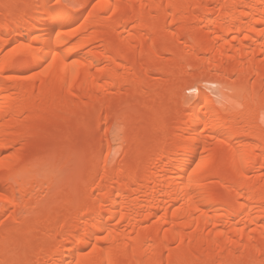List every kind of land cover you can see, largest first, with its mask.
Returning <instances> with one entry per match:
<instances>
[{"label":"bare ground","instance_id":"6f19581e","mask_svg":"<svg viewBox=\"0 0 264 264\" xmlns=\"http://www.w3.org/2000/svg\"><path fill=\"white\" fill-rule=\"evenodd\" d=\"M73 1L0 0V264H264V0ZM195 52L221 99L160 92Z\"/></svg>","mask_w":264,"mask_h":264},{"label":"rangeland","instance_id":"374dc122","mask_svg":"<svg viewBox=\"0 0 264 264\" xmlns=\"http://www.w3.org/2000/svg\"><path fill=\"white\" fill-rule=\"evenodd\" d=\"M63 3L65 4V5H67L69 8H71L74 12H82L83 10H84V6L83 5H81V4H79V3H76V2H74L73 0H63ZM214 3V2H213ZM216 14V13H215ZM82 22V19H79V20H77L76 22H73L72 24H71V26L72 27H76L77 25H80V23ZM97 44H99V43H97ZM196 53L197 52H195L194 54H193V59H191V65L189 64V65H186V66H184V67H180V69H179V71H178V74L179 75H176V76H171V77H169L168 79H165V80H159V81H157L160 77H161V72L160 71H157V72H152L151 74H150V76H151V81H157L158 83H161V86H162V88L160 89V92H162L163 94H165L166 92H165V89L166 90H172L175 86H177L179 83H181V79L183 78V77H185V78H187V83L184 85V87L183 88H180L179 90H177L176 91V95L179 97H181V98H183V97H186L185 98V100L187 101L186 103H188V102H192V101H194L196 98H195V96H196V87H198L199 89L200 88H202V89H204V90H206V92L207 91H209L210 93L209 94H211V97L212 98H214V99H216L217 98V100H218V97H219V95H218V92H216V88H217V86L216 85H210V82H209V78L211 79L212 78V76L211 75H209V73L208 72H206V66H205V60L204 59H201V58H203V56H198V57H200V59L199 58H197V55H196ZM167 55H169V53H167ZM197 59H199V60H197ZM197 60V61H196ZM202 60H203V63H202ZM195 63H196V65H195ZM198 63V64H197ZM132 65V67H137V64H131ZM197 65H198V67H197ZM200 66V67H199ZM195 67H197V68H195ZM202 68V69H201ZM204 68H205V70H204ZM198 69V70H197ZM205 72H206V74H205ZM9 73V72H8ZM12 73V70H10V73L9 74H11ZM202 73V74H201ZM203 74H205L204 75V77L203 78H200L199 76H201V75H203ZM231 74H227V76H228V78H227V76H226V79H227V81H225V82H223V86L222 85H220L219 86V88L224 92V93H227V94H230V90L231 89H233V88H231L232 86H231V81L233 80L232 79V77H235L236 78V75L235 74H233L232 75V77L230 76ZM158 78V79H157ZM234 78V79H235ZM204 79V80H203ZM225 79V80H226ZM163 83V84H162ZM122 84H125V86L124 85H122ZM121 85V89H123L124 87H126V82H123ZM180 85V84H179ZM163 86H165V88L163 87ZM216 86V87H215ZM212 88V90H211V88ZM224 87V88H223ZM125 89V88H124ZM122 90L121 92H124L125 90ZM229 91V92H228ZM232 91L233 90H231V94H232ZM234 92V91H233ZM208 93V92H207ZM183 96V97H182ZM220 99H221V97H219ZM86 101H89L88 99H86ZM115 102V101H114ZM153 102H151V104H152ZM156 104H160L158 101L157 102H155ZM150 104V105H151ZM156 104H154V106L156 105ZM153 106V105H152ZM154 106H153V108H154ZM73 108L71 109V111L72 110H74V106H72ZM129 107V106H128ZM125 108L126 109V111L128 112L129 111V113L131 112L130 111V109H132V108ZM159 107V106H158ZM156 108H157V105H156ZM121 108H119L117 111H119V112H122V109L120 110ZM125 109L123 108V110L125 111ZM128 109V110H127ZM124 114V113H123ZM126 114V113H125ZM177 118H178V116L176 115H174V116H170L169 117V120H167L168 121V123H167V121H166V125H168L169 124V126H167V127H174L175 126V121H177ZM103 123V124H102ZM92 125V124H91ZM128 125V124H127ZM127 125L125 126V128L126 129H128V127H127ZM130 125V124H129ZM105 124H104V122H101V124L99 125V124H97V125H93V129H94V135H93V137L91 138V140L89 141L90 142V146L88 147L89 149L91 148V149H93V151L95 152V153H100V155H101V158L102 157H104L105 156V154H106V149H107V145H104V146H102V148L101 147H98V142H99V140H100V138H101V136H102V134H103V132H104V130H105ZM124 134V133H123ZM84 134L83 133H79L78 135H77V139H76V141L78 140L79 142L82 140V139H84ZM122 137H123V135H121ZM62 141H59V143L57 144H54L55 146L54 147H56L57 149L59 148V149H61L62 151H63V153H65V154H68V152L69 151H71V149H72V151H74L73 150V148H75V146L76 145H78V144H81V143H78V144H76V142H73L72 140H74V139H72L71 141L69 140V139H66V138H63V139H61ZM77 141V142H78ZM119 141H121V140H119ZM131 141V140H130ZM82 142V141H81ZM88 142V143H89ZM129 141H127V144H126V141H124V142H120V143H122L123 144V147L124 148H127V147H129V146H131V145H133V144H135V143H132L131 145H130V143H128ZM131 142H135V140H133V141H131ZM129 144V145H128ZM89 145V144H88ZM128 145V146H127ZM127 146V147H126ZM77 147V146H76ZM55 148V150H57ZM57 150V151H60V150ZM90 149V150H91ZM12 150V149H11ZM11 150H9V151H11ZM8 150H0V153H2L3 152V154H6V153H8L9 152ZM61 152V151H60ZM93 152V153H94ZM70 153V152H69ZM72 153V152H71ZM92 152H90V154H93ZM87 157H88V155H87ZM121 157V153L119 152V153H115V154H113V156H112V158H110V161H109V163L111 164V165H114L116 162H117V160H119V158ZM56 158H54L53 159V161L52 162H54V163H52V162H50L49 161V163H45L43 166H45V167H43L44 169H42L40 172H38V174L40 175V176H45L46 177V175H48L50 172H52L55 168H58V167H60V163H59V161L57 160V162H58V165H56V160H55ZM55 160V161H54ZM86 161H88V163L87 164H85L84 166H85V170L87 169V172L86 171H84V172H86V173H91L90 175L92 176L93 174H96V175H98L100 172H98L99 170H100V167H101V162L99 163H94V162H92L91 163V161H89V157H88V159L86 158ZM100 164V165H99ZM57 166V167H56ZM72 166V165H71ZM71 166H69L70 168H71ZM69 167L68 168H66L65 169V171L67 172L68 171V169H69ZM73 167H74V165H73ZM71 168L68 172H67V174H66V182L65 183H61V176L59 175L58 177H56L55 179H54V181H53V186L56 188V189H59V190H66L65 191V193H69V192H67V190L68 191H72V187H75L77 184L78 185H80L81 183L80 182H78V181H74L73 179V177L75 176V169L74 168ZM98 170V171H97ZM95 172H98V173H95ZM88 173V174H89ZM89 175V176H90ZM6 184H7V182H5ZM4 183V184H5ZM6 184L4 185V186H6ZM1 185H3V183L1 184ZM8 185V184H7ZM46 186V184L43 186V187H41V189L39 190V192L41 193V194H44V195H46V194H48L49 192H48V190H47V186H46V188H44ZM69 188H71L70 190H69ZM0 189H1V186H0ZM47 191H46V190ZM74 189V188H73ZM76 189V188H75ZM44 190V191H43ZM64 190H63V194H64ZM74 191V190H73ZM43 192V193H42ZM40 194V195H41ZM50 194H51V192H50ZM50 194H48V195H50ZM47 195V196H48ZM42 196V195H41ZM47 196H45V198L47 197ZM44 197V196H43ZM48 198H49V196H48ZM48 198H46V199H48ZM56 200L57 201H59L58 199H55V202H54V200H53V202L52 203H56ZM60 201H62V200H60ZM63 202H65V201H63ZM63 202H61V203H58L57 205L56 204H54V205H56V206H61V204L63 203ZM69 202V201H68ZM66 203V205L65 206H67L68 204H67V202H65ZM65 203H63V204H65ZM62 204V205H63ZM62 207H64V206H62ZM62 207H60V208H62ZM10 209L8 210V211H6V213H4L2 216H0V234L2 233V232H5V230H6V228H8L9 226H10V223H12L11 222V220H10ZM33 221V219H32V217L31 218H29L28 219V224L29 223H31ZM40 228V229H39ZM39 228H37V230H36V232H35V236L36 237H40V236H42V234H43V232H42V229H44V226H42V225H40L39 226ZM39 234H41V235H39ZM152 255V250L151 251H149L148 253H146V255H144L143 257H150ZM166 257V256H165ZM263 256H261V258H262ZM164 260L162 261L164 264H165V262H166V260H165V258H163ZM251 260L252 259V257H248L247 259H246V263L248 264V262H247V260ZM248 260V261H249ZM10 261V260H9ZM252 261V260H251ZM11 262V261H10ZM9 262V263H10ZM250 262V261H249ZM253 262V261H252ZM4 264H8V263H4ZM11 264V263H10Z\"/></svg>","mask_w":264,"mask_h":264}]
</instances>
